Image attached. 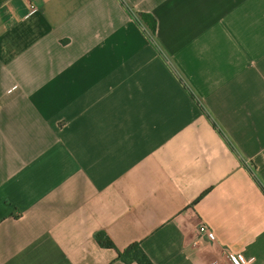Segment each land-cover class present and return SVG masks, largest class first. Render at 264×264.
I'll return each mask as SVG.
<instances>
[{
  "label": "crops",
  "instance_id": "obj_1",
  "mask_svg": "<svg viewBox=\"0 0 264 264\" xmlns=\"http://www.w3.org/2000/svg\"><path fill=\"white\" fill-rule=\"evenodd\" d=\"M124 2L0 0V264H264V0Z\"/></svg>",
  "mask_w": 264,
  "mask_h": 264
},
{
  "label": "trees",
  "instance_id": "obj_2",
  "mask_svg": "<svg viewBox=\"0 0 264 264\" xmlns=\"http://www.w3.org/2000/svg\"><path fill=\"white\" fill-rule=\"evenodd\" d=\"M121 5L125 8V10L134 17V19L142 25L145 33L147 34L148 38L150 39L151 43L158 48L157 44L155 43V32H156V20L151 15H147L146 13L142 12H135L133 11L128 5L125 4L124 0H120ZM95 240L97 243L102 247L107 248H115L112 241L109 239L107 235L104 233H96ZM117 252V259L125 263H132L135 262L137 264H153V262L149 259V257L145 254L138 243H132L123 251L116 250Z\"/></svg>",
  "mask_w": 264,
  "mask_h": 264
},
{
  "label": "built area",
  "instance_id": "obj_3",
  "mask_svg": "<svg viewBox=\"0 0 264 264\" xmlns=\"http://www.w3.org/2000/svg\"><path fill=\"white\" fill-rule=\"evenodd\" d=\"M199 232L205 235L210 241L215 240V235L211 229H209L206 225L201 224L198 228ZM238 264H248L250 259L245 258L243 255L238 256L237 258Z\"/></svg>",
  "mask_w": 264,
  "mask_h": 264
}]
</instances>
